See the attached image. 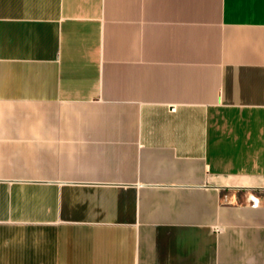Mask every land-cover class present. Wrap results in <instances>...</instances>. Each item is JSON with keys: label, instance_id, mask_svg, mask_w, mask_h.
<instances>
[{"label": "crops", "instance_id": "crops-1", "mask_svg": "<svg viewBox=\"0 0 264 264\" xmlns=\"http://www.w3.org/2000/svg\"><path fill=\"white\" fill-rule=\"evenodd\" d=\"M0 264H264V0H0Z\"/></svg>", "mask_w": 264, "mask_h": 264}]
</instances>
